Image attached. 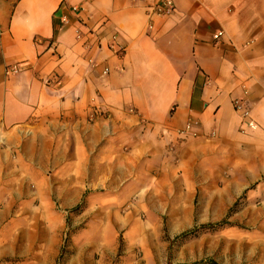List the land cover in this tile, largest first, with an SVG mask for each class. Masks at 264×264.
<instances>
[{
  "label": "crops",
  "instance_id": "0c3cea01",
  "mask_svg": "<svg viewBox=\"0 0 264 264\" xmlns=\"http://www.w3.org/2000/svg\"><path fill=\"white\" fill-rule=\"evenodd\" d=\"M158 1L0 0V216L118 190L140 161L161 163L171 143L194 135L246 127L264 138V0H174L172 14L150 16ZM115 32L119 52L108 45ZM96 108L103 114L92 121ZM191 118L195 134H182ZM259 157L262 174L263 146ZM256 180L246 172V184Z\"/></svg>",
  "mask_w": 264,
  "mask_h": 264
},
{
  "label": "rangeland",
  "instance_id": "374dc122",
  "mask_svg": "<svg viewBox=\"0 0 264 264\" xmlns=\"http://www.w3.org/2000/svg\"><path fill=\"white\" fill-rule=\"evenodd\" d=\"M250 132L171 143L131 184L87 191L69 209L0 216V264H264V138ZM246 172L258 180L246 184Z\"/></svg>",
  "mask_w": 264,
  "mask_h": 264
},
{
  "label": "built area",
  "instance_id": "2783aa9c",
  "mask_svg": "<svg viewBox=\"0 0 264 264\" xmlns=\"http://www.w3.org/2000/svg\"><path fill=\"white\" fill-rule=\"evenodd\" d=\"M73 10L75 12L79 11V7L74 6ZM175 10V2L174 0H160L157 3H155L154 5L149 6V13L150 16H165V15H170L174 12ZM62 22L64 24H68L69 23V18L67 15H62L61 18ZM153 25H149V28H152ZM76 37L83 41V45L86 47V49L88 51L93 50L94 48V43L88 38H86V35L83 33V31L81 29H76ZM94 31H89L87 33L90 35H93ZM225 35V31L223 29L218 30L217 32L214 33V39L219 40L221 39L223 36ZM98 46L100 48V43L98 42ZM109 48L113 51L119 52L123 49V45L120 42L119 39V34L118 33H112L111 37H110V41L108 43ZM88 62L90 63V65L92 66H96L97 62L95 61L93 55H90L88 57ZM22 69V65L19 63L16 64H11L8 65L6 67V74L7 75H12L15 73H18L20 70ZM105 74H107L109 72V68L105 67L104 71ZM247 93V91H246ZM234 106L235 109L241 114V117L245 123V125L247 127L250 128H255L257 126L256 121L252 118L251 115V110L248 108V106L246 105L245 99L244 98H236L234 100ZM98 114H103V112L101 110H99V108H96V110L94 111V113L91 116V120L94 121L96 119V115ZM198 125V121L191 118L188 120L186 126L184 129H182L181 133L182 134H188V133H194V128Z\"/></svg>",
  "mask_w": 264,
  "mask_h": 264
},
{
  "label": "trees",
  "instance_id": "16d2710c",
  "mask_svg": "<svg viewBox=\"0 0 264 264\" xmlns=\"http://www.w3.org/2000/svg\"><path fill=\"white\" fill-rule=\"evenodd\" d=\"M226 223H227V220L224 219V220H222V221H220L218 223L204 224L201 227L204 228V229L205 228H215L217 226H222V225H224ZM196 229H197V227L194 228V229L187 230V231L183 232L182 234L178 235L176 238H180V237L185 238V237L189 236L190 234L194 233L196 231ZM208 264H217V263H214L213 261H210V262H208Z\"/></svg>",
  "mask_w": 264,
  "mask_h": 264
}]
</instances>
